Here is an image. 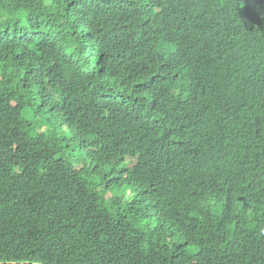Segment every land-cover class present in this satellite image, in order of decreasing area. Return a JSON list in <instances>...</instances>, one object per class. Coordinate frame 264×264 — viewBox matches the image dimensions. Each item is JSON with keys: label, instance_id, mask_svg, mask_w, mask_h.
<instances>
[{"label": "trees", "instance_id": "16d2710c", "mask_svg": "<svg viewBox=\"0 0 264 264\" xmlns=\"http://www.w3.org/2000/svg\"><path fill=\"white\" fill-rule=\"evenodd\" d=\"M0 264H264V0H0Z\"/></svg>", "mask_w": 264, "mask_h": 264}]
</instances>
